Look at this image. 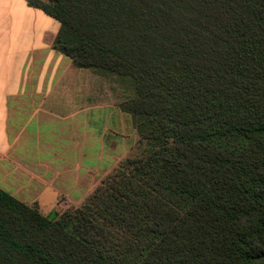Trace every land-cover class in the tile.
Masks as SVG:
<instances>
[{"label":"trees","instance_id":"16d2710c","mask_svg":"<svg viewBox=\"0 0 264 264\" xmlns=\"http://www.w3.org/2000/svg\"><path fill=\"white\" fill-rule=\"evenodd\" d=\"M26 1L141 147L52 221L0 188V264H264V0Z\"/></svg>","mask_w":264,"mask_h":264},{"label":"crops","instance_id":"0c3cea01","mask_svg":"<svg viewBox=\"0 0 264 264\" xmlns=\"http://www.w3.org/2000/svg\"><path fill=\"white\" fill-rule=\"evenodd\" d=\"M60 27L26 0H0V188L43 214L48 194L53 212L62 195L84 200L92 191L88 170L82 177L78 166L56 164L68 150L63 136L74 151L81 132L95 135L88 82L73 78L72 61L53 49Z\"/></svg>","mask_w":264,"mask_h":264},{"label":"rangeland","instance_id":"374dc122","mask_svg":"<svg viewBox=\"0 0 264 264\" xmlns=\"http://www.w3.org/2000/svg\"><path fill=\"white\" fill-rule=\"evenodd\" d=\"M75 70V73H69L73 78L88 82L83 94L90 99V107L94 108L92 119L94 120L93 134L95 135L92 136L90 132L80 131L81 135L78 137L80 145L74 151L69 150L67 144L69 142H66L67 138L63 136V145L68 146L66 148L68 150L61 153V159L56 164H62L63 168L61 170H64V167L76 168L78 166L82 177L84 176L82 174L88 170L87 180L90 182L89 186H92V191L84 200L71 199V197L62 195L53 212H50L48 208L54 202V194H48L47 199H44L41 204L46 208L44 215L49 218L55 214L54 219L65 211L81 207L98 185L113 173L122 161L138 155L141 147L131 116L124 114L119 107L122 102L132 95L130 84L125 82L123 78L112 75H98L92 69L76 68ZM91 78H94L93 81ZM79 107L81 106L79 105ZM70 143L73 145L72 142ZM81 143L83 145L93 144V148L82 146ZM98 144L103 145V150L98 147ZM89 157L92 159L90 160ZM81 180L80 183H83V185H79V193L86 189V183L84 184L82 178Z\"/></svg>","mask_w":264,"mask_h":264},{"label":"water","instance_id":"95a60500","mask_svg":"<svg viewBox=\"0 0 264 264\" xmlns=\"http://www.w3.org/2000/svg\"><path fill=\"white\" fill-rule=\"evenodd\" d=\"M55 218V214H53L52 216L49 217V220H53Z\"/></svg>","mask_w":264,"mask_h":264}]
</instances>
